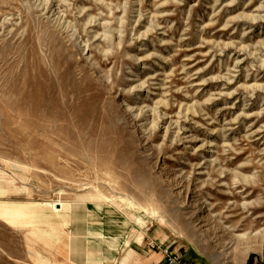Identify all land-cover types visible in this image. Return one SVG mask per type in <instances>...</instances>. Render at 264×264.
<instances>
[{
    "label": "rangeland",
    "instance_id": "obj_1",
    "mask_svg": "<svg viewBox=\"0 0 264 264\" xmlns=\"http://www.w3.org/2000/svg\"><path fill=\"white\" fill-rule=\"evenodd\" d=\"M167 248L264 264V0H0V264Z\"/></svg>",
    "mask_w": 264,
    "mask_h": 264
},
{
    "label": "built area",
    "instance_id": "obj_2",
    "mask_svg": "<svg viewBox=\"0 0 264 264\" xmlns=\"http://www.w3.org/2000/svg\"><path fill=\"white\" fill-rule=\"evenodd\" d=\"M165 256L168 264H183L178 255L173 251H170L168 248L165 249Z\"/></svg>",
    "mask_w": 264,
    "mask_h": 264
},
{
    "label": "bare ground",
    "instance_id": "obj_3",
    "mask_svg": "<svg viewBox=\"0 0 264 264\" xmlns=\"http://www.w3.org/2000/svg\"><path fill=\"white\" fill-rule=\"evenodd\" d=\"M144 84V83H143ZM161 99V98H160ZM164 100V99H163ZM157 112V111H156ZM180 115V114H179ZM178 120V119H177ZM176 133V132H175Z\"/></svg>",
    "mask_w": 264,
    "mask_h": 264
}]
</instances>
